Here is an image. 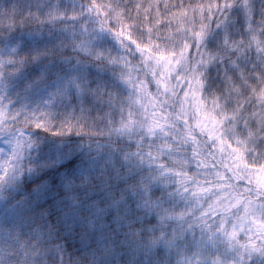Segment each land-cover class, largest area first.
Here are the masks:
<instances>
[{"label": "snow or ice", "instance_id": "6c2138e0", "mask_svg": "<svg viewBox=\"0 0 264 264\" xmlns=\"http://www.w3.org/2000/svg\"><path fill=\"white\" fill-rule=\"evenodd\" d=\"M0 264H264V0H0Z\"/></svg>", "mask_w": 264, "mask_h": 264}]
</instances>
